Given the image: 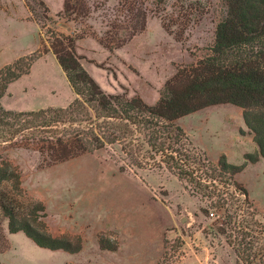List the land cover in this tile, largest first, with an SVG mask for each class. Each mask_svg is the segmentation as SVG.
Here are the masks:
<instances>
[{
  "label": "rangeland",
  "instance_id": "374dc122",
  "mask_svg": "<svg viewBox=\"0 0 264 264\" xmlns=\"http://www.w3.org/2000/svg\"><path fill=\"white\" fill-rule=\"evenodd\" d=\"M64 2L0 0V69L39 54L29 73L9 84L0 99L5 109L64 107L73 100L49 49L53 34L75 38L81 64L104 92L126 90L154 104L177 69L209 53L227 10L225 0H67L75 11L65 15ZM177 124L216 167L215 181H202L200 191L164 168L120 171L106 150L46 166L34 150L1 146L0 161L17 168L20 186L4 184L0 195L17 200L23 213L42 204L44 211L36 214L46 230L55 237L79 235L85 249L70 254L40 248L24 233H10L0 209V264H100L105 253L95 245L101 233L118 246L119 238L125 240L120 256L109 255L117 264H135L153 254L160 245L158 234L163 254L157 264H236L220 229L228 230V216L264 227V158L246 163L235 175L217 166L222 155L240 165L245 153L256 150L239 107L211 106ZM234 182L247 191V200ZM122 222L121 230L116 226ZM135 240L140 250L130 247Z\"/></svg>",
  "mask_w": 264,
  "mask_h": 264
},
{
  "label": "trees",
  "instance_id": "16d2710c",
  "mask_svg": "<svg viewBox=\"0 0 264 264\" xmlns=\"http://www.w3.org/2000/svg\"><path fill=\"white\" fill-rule=\"evenodd\" d=\"M225 2L226 15L215 27L209 53L197 63L177 69L154 104L136 94L129 96L126 90L104 92L81 64L75 38L53 34L49 49L74 98L64 107L32 111L8 110L0 103V147L17 145L34 150L46 166L106 150L120 171L164 168L200 191L207 179L215 181L216 167L195 150L177 121L211 106L229 104L242 109L243 123L256 150L245 153L240 165L226 162L222 155L217 166L235 175L246 163H257L264 158V0ZM74 11L65 0L63 13ZM38 55L20 57L0 69V99L9 84L29 73ZM4 184L14 189L20 186L19 172L7 160L0 161V187ZM234 186L247 200V191L235 182ZM0 209L10 233L22 232L40 248L70 254L82 249L81 236L55 237L46 230L36 214L44 211L40 203L23 213L17 200L0 195ZM225 224L228 230L221 228L220 233L233 249L236 264H264V240L260 242L264 227L233 221L232 216ZM97 241L101 250L118 249V243L103 233Z\"/></svg>",
  "mask_w": 264,
  "mask_h": 264
},
{
  "label": "crops",
  "instance_id": "0c3cea01",
  "mask_svg": "<svg viewBox=\"0 0 264 264\" xmlns=\"http://www.w3.org/2000/svg\"><path fill=\"white\" fill-rule=\"evenodd\" d=\"M180 120V119H179ZM178 120V121H179ZM185 131V130H184ZM188 135V134H187ZM189 136V135H188ZM192 139V138H191ZM119 226H116V225H114V224H112V227L111 228H113V229H115V226L116 227H118V228H120L121 230L122 229H124V224H123V222L122 223H120V224H118ZM111 228L109 227V231H111ZM121 234L123 235V233H122V231H121ZM158 237H160L159 239H160V245H158L157 247H156V249H155V252L153 253V254H151L150 256H144V257H142V258H140L135 264H157L158 262H159V260H160V258H161V256H162V254H163V238H162V235L161 234H158ZM119 240H120V242H119V246H118V249L116 250V251H108V250H100L101 252H103V253H105L104 255H105V258H104V260H103V262L102 263H100V264H117L116 262L117 261H115V260H113L112 258H111V256H109V255H118V256H120V254L124 251V249H123V243H124V241L125 240H123V238L121 239V238H119ZM138 240V239H137ZM137 240H135L131 245H130V247L131 246H133V247H135V248H138L139 250H140V244H139V242H136ZM142 241V240H141ZM96 245H95V247L97 248V249H99V245H98V241H97V239H96ZM136 245H138V246H136ZM84 249H85V243H84V245H83V247H82V250L79 252V253H81V252H83L84 251ZM128 252H131V248H129L128 249ZM114 257V256H113ZM121 259V258H120ZM120 264H122V263H120Z\"/></svg>",
  "mask_w": 264,
  "mask_h": 264
},
{
  "label": "built area",
  "instance_id": "2783aa9c",
  "mask_svg": "<svg viewBox=\"0 0 264 264\" xmlns=\"http://www.w3.org/2000/svg\"><path fill=\"white\" fill-rule=\"evenodd\" d=\"M212 215V214H211Z\"/></svg>",
  "mask_w": 264,
  "mask_h": 264
}]
</instances>
